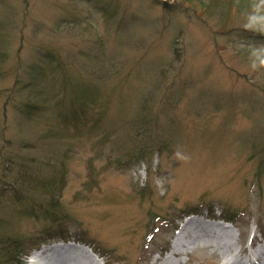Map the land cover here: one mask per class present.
<instances>
[{
	"label": "rangeland",
	"instance_id": "rangeland-1",
	"mask_svg": "<svg viewBox=\"0 0 264 264\" xmlns=\"http://www.w3.org/2000/svg\"><path fill=\"white\" fill-rule=\"evenodd\" d=\"M199 207L264 225V0H0V264H150Z\"/></svg>",
	"mask_w": 264,
	"mask_h": 264
},
{
	"label": "bare ground",
	"instance_id": "bare-ground-1",
	"mask_svg": "<svg viewBox=\"0 0 264 264\" xmlns=\"http://www.w3.org/2000/svg\"><path fill=\"white\" fill-rule=\"evenodd\" d=\"M155 220V218L153 219V221ZM250 229L253 230V228L250 226L249 227ZM200 233V237H195L194 240H201V239H208V240H205V242L207 241H210V243H214L217 247H219L220 249H223L225 248L226 250L223 252L222 251V255H233L232 257L235 256V254H232L234 252V249L233 247H231L230 245H222L219 241L216 240V237L213 234V230L209 227H202L201 228V231H197V233L199 234ZM233 236H240V231L237 230V231H234L232 233ZM226 253V254H225ZM236 257V256H235ZM31 259H29V264H51L53 262H51L49 260V256H43V254L39 253V251H36L33 253V255L30 257ZM235 258H233L234 260ZM92 264H102V262H93ZM107 264V263H106ZM264 264V263H263Z\"/></svg>",
	"mask_w": 264,
	"mask_h": 264
},
{
	"label": "trees",
	"instance_id": "trees-1",
	"mask_svg": "<svg viewBox=\"0 0 264 264\" xmlns=\"http://www.w3.org/2000/svg\"><path fill=\"white\" fill-rule=\"evenodd\" d=\"M53 51L54 50H50V51L45 52V54L47 53L46 57H50V59H48V61L46 63H51L56 68L62 69V73H64V75L68 81L74 82V80H77V81L81 82V79L79 76H75V75L71 74L70 72H68V71H70L71 62L73 63V61H75L73 59L74 53L70 51V52L65 53V55H64V54H61V52H60V53H58V54L56 53V55L52 56ZM83 58L91 59V55H88V53H87V55L85 57L83 56ZM66 69L68 71H66ZM66 72H68V73H66ZM85 83L87 84V80ZM77 95H78V97L83 98V96L80 93H78ZM26 248H27V246L25 247L23 242L21 241L20 252L26 251Z\"/></svg>",
	"mask_w": 264,
	"mask_h": 264
}]
</instances>
